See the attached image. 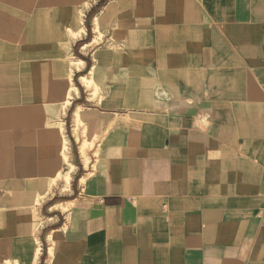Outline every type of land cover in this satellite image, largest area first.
Listing matches in <instances>:
<instances>
[{
  "label": "crops",
  "instance_id": "obj_1",
  "mask_svg": "<svg viewBox=\"0 0 264 264\" xmlns=\"http://www.w3.org/2000/svg\"><path fill=\"white\" fill-rule=\"evenodd\" d=\"M0 264H264V0H0Z\"/></svg>",
  "mask_w": 264,
  "mask_h": 264
},
{
  "label": "rangeland",
  "instance_id": "obj_2",
  "mask_svg": "<svg viewBox=\"0 0 264 264\" xmlns=\"http://www.w3.org/2000/svg\"><path fill=\"white\" fill-rule=\"evenodd\" d=\"M88 158H89V161L91 160V155L90 154H87ZM54 207H58V205H55ZM53 207V208H54Z\"/></svg>",
  "mask_w": 264,
  "mask_h": 264
},
{
  "label": "bare ground",
  "instance_id": "obj_3",
  "mask_svg": "<svg viewBox=\"0 0 264 264\" xmlns=\"http://www.w3.org/2000/svg\"><path fill=\"white\" fill-rule=\"evenodd\" d=\"M81 22V21H80ZM76 32V31H75ZM64 158H65V160L66 161H68V158H67V156L66 155H64ZM85 160V159H84ZM87 164V163H86ZM58 206H60V205H58Z\"/></svg>",
  "mask_w": 264,
  "mask_h": 264
}]
</instances>
